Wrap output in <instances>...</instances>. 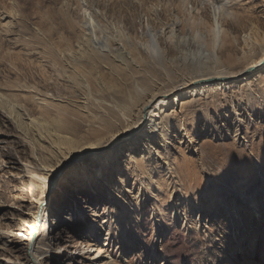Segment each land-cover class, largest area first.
<instances>
[{
  "label": "rangeland",
  "instance_id": "1",
  "mask_svg": "<svg viewBox=\"0 0 264 264\" xmlns=\"http://www.w3.org/2000/svg\"><path fill=\"white\" fill-rule=\"evenodd\" d=\"M206 5L0 0V264H31L41 245L52 254L43 264H264V64L241 73L249 24L264 31V0H227L221 26L230 44L219 53L236 77L180 89L166 105L156 97L157 116L142 120L144 99L130 100L128 121L112 103L133 92L134 81L182 76L175 50L159 40L160 60L142 53L124 73L89 55L81 33V22L98 21L108 36L134 45L144 27L158 30L173 16L182 36L188 15L211 24ZM67 48L108 89L89 112L46 53L63 58ZM67 107L81 125L62 123L66 131L57 132ZM51 152L50 166L60 170L32 185L28 170Z\"/></svg>",
  "mask_w": 264,
  "mask_h": 264
},
{
  "label": "bare ground",
  "instance_id": "2",
  "mask_svg": "<svg viewBox=\"0 0 264 264\" xmlns=\"http://www.w3.org/2000/svg\"><path fill=\"white\" fill-rule=\"evenodd\" d=\"M198 1L201 7L204 4H207L206 6H208V10L210 13L211 24H204L202 20L193 19L192 17H190V15H188L185 17V22L190 27L187 29V33L181 36L177 34L178 32L176 31L180 21L177 17L171 16L168 22L161 23L160 25L158 23V25L160 26L158 30L144 27L140 36L137 35L136 44L134 45L130 42L129 37H127V39L122 42V40L117 41L114 38L108 36L106 32L101 29L100 23L98 21L97 23H95V25L94 22H92V24L90 25L87 22H81L82 37H85L84 43L90 49V52H88V54L91 56H97L105 60L109 59L108 62L110 64H113L116 70L123 71L124 73L134 72L132 67H134L135 69L134 65H136L137 61L134 56L137 55L149 56L154 59L162 58L163 52L160 47L159 40L164 42L171 49L175 50L177 56L172 54H175V52L173 51H171L172 53L170 54L168 53V55H171L170 57L172 58L175 56L176 58L178 57L179 63H181V66H183V68L181 69V72L183 74L182 76H176L177 78H174L173 80V77L171 78V75L167 74L168 80L165 82L163 81L160 84H149L147 80H141L139 82L134 81L133 92L126 93L128 95H126L124 98H121V96L118 102L113 101L112 108L117 109L119 111V115L122 114L121 117H124L127 121L131 119L132 108L130 106V100H133V98L144 99L142 107L137 115L141 116L140 118L142 120V116L144 114L145 116H147L148 114H152L153 117L154 115L157 116L156 112L158 111V105H155L153 103L156 97H160L159 102H164V104L166 105L171 97H174L175 94L180 93V89L188 91L193 85H195L194 88L200 87L197 84L202 83L203 81L224 82L225 79L236 77L238 75L233 74V72L228 70L229 68H226L225 63L228 58L223 60V52L219 53V51H221V49L225 47L224 44H230L229 40L227 39V34L222 31L221 26V22L224 21V18L229 15L227 0L225 2L224 0ZM64 22L66 24L68 23V28L71 31L75 30V26L70 20L66 19ZM238 23L240 25L243 22L240 21ZM201 27L204 28V31H202L203 29ZM208 39V43H210L211 45L210 50H207L205 48ZM245 40V44H248H246L248 46V51L246 50V52L243 53V60L246 61V66L244 70L241 71V73L246 72L248 69L256 68L264 64V31L260 27V25L256 23H250L249 35L246 36ZM139 42L143 43L140 45ZM135 45L137 46V48L135 47ZM193 47L197 48L194 49ZM132 48L133 53L131 51ZM168 50L170 49H167V52ZM46 53H49L48 55L53 59V65L58 66L57 68L60 69L61 73L59 74V76L67 78V81L72 84L75 95H77L76 99L82 98L85 101L84 108L87 110V112H89L88 106L90 100L92 99L93 101L98 102L99 99L96 98L98 97V95L100 98H103L102 95L108 90L106 88V84L103 83L99 77H92L91 73L87 72L86 69H84L86 63L84 62L83 57L78 56V58H76L77 54L75 51L71 50V48H67V51L61 52L64 60L66 61L65 66L62 65L63 60L61 59L63 58H61V56H58L55 52H49V50H47ZM207 61H209V64L207 63ZM71 64H74L75 66L72 67ZM209 66H211V68L207 70L208 72L204 73L202 70L204 68H209ZM67 74L69 75L67 76ZM209 84L211 85L212 83H208V85ZM201 88L203 87L201 86L200 89ZM93 89L97 90L98 92L95 96H92ZM181 96H184V94L180 95V97ZM68 110V107L64 109V111H62L63 119L56 122L55 130L57 132L66 131V129L61 126L62 123L71 125V127L73 128L81 125L78 123V121L80 120L79 116L75 113H72L71 110ZM68 112H71L72 114ZM151 119H149L148 121V127L150 128L155 126L154 122ZM102 121L104 122L105 126L107 124L106 121ZM142 126L143 124L139 126V129ZM146 127L147 125H145L144 130L143 128L141 129L143 130L142 139L149 135L145 131ZM111 128L112 126L108 124L107 129ZM153 130L154 129H150V131ZM37 132L42 133V131L40 130H38ZM148 138L149 137H147V139ZM90 151H93V149L87 152ZM53 158L54 155L51 152L50 155L43 158L39 162V166H35L32 169L28 170L27 173L29 174V181L32 185L35 183L41 185L46 183V181L48 180V176H45L44 172H50L52 170L51 173L53 175L57 174V172L60 170V166L57 168H53L50 166ZM51 173L50 175H52ZM42 217L43 211L42 209H40L39 214L37 216L34 215V219L37 218V222H41ZM39 234L40 227H38L33 232V239L35 240L39 236ZM40 248L42 251H40L39 253H35L33 255V258L30 259L31 264H43L44 259L52 255L51 252H49L50 250L48 246L41 245ZM101 252V249H99V253Z\"/></svg>",
  "mask_w": 264,
  "mask_h": 264
}]
</instances>
